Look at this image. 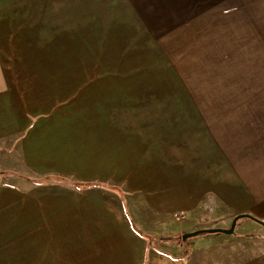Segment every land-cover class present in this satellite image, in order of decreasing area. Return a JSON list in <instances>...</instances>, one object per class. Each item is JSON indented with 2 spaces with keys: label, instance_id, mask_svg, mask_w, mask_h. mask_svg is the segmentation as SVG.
I'll list each match as a JSON object with an SVG mask.
<instances>
[{
  "label": "crops",
  "instance_id": "1",
  "mask_svg": "<svg viewBox=\"0 0 264 264\" xmlns=\"http://www.w3.org/2000/svg\"><path fill=\"white\" fill-rule=\"evenodd\" d=\"M47 4L51 16L33 18ZM19 13L32 20L0 18V177L68 174L75 134H97L99 167L114 171L103 179L149 211L202 216L195 230L248 215L231 233H197L194 264H264V164L228 155L214 119L235 133L227 118L251 114L201 103L264 100L252 81L221 77L264 70V0H0V16ZM115 194L127 218L90 217L83 264H183L148 245ZM243 219L253 224L238 230Z\"/></svg>",
  "mask_w": 264,
  "mask_h": 264
},
{
  "label": "rangeland",
  "instance_id": "2",
  "mask_svg": "<svg viewBox=\"0 0 264 264\" xmlns=\"http://www.w3.org/2000/svg\"><path fill=\"white\" fill-rule=\"evenodd\" d=\"M53 7L55 6L49 4L38 8L35 6L33 18L38 19V13H42L39 16H51L50 11ZM19 14V16H0V18L6 19L5 22L9 24L21 23L19 18L24 17H27L28 22L32 20L30 14ZM81 42L80 36H74L75 45ZM221 71V77L226 75L225 79H232L233 76L234 79L236 77L247 82L252 81L257 92L252 96H264L260 94V92L264 93V85H262L264 70L253 69L251 74H248L249 70ZM201 103L206 108L219 106L221 109H243L251 114L227 118L231 123L235 120L237 126H240L236 127L235 133L227 131L224 123L221 122L223 117L214 119H219L224 126L220 127V135L223 137L222 147L226 153L232 149L231 147H235L236 155L247 156L254 164L258 162L264 164V100H223ZM248 131L250 139H246ZM81 136L82 134H75L74 148L69 149V154L73 152V165H71L73 170L71 169L68 174L27 172L20 173L26 178L0 177V264H83V233L88 231L90 217L96 220L95 223L103 222V227H106L110 217H122L124 220L127 218L122 212L120 198L110 187L124 190L122 199L126 211L128 209L130 220L147 234L151 241L153 240L160 251L170 254L176 260L179 259L183 264H194L193 240L203 234L186 238H183V234L198 229L199 222L206 223L204 218L201 216L202 219L194 220L191 216L179 212L149 211L145 201L137 193L132 191L129 193L126 190L124 182L103 179L113 176L114 171L113 165L106 166L107 174L99 167L100 149L97 134H92L96 139L88 137L87 141H83L84 143ZM224 136H228L227 140H224ZM70 139L72 135L69 133L68 140ZM107 161L109 162L108 159ZM60 177L65 180L56 179ZM94 181L102 183V187L79 189L73 184L75 182L90 184ZM243 220L240 221L241 224L238 223L240 224L239 227L237 226L238 230L242 227L247 228L245 223L253 224L249 219ZM259 227L264 230L263 224H259ZM164 237L166 238L162 239Z\"/></svg>",
  "mask_w": 264,
  "mask_h": 264
},
{
  "label": "trees",
  "instance_id": "3",
  "mask_svg": "<svg viewBox=\"0 0 264 264\" xmlns=\"http://www.w3.org/2000/svg\"><path fill=\"white\" fill-rule=\"evenodd\" d=\"M52 179V178H51ZM56 179H58V180H65V178H62V177H60V178H56ZM74 184V186H76L77 188H79V189H84V188H91V187H102V183H99V182H91L90 184H87V183H85V182H75V183H73ZM110 187V186H109ZM105 188V187H104ZM110 189H112L113 191H117V192H120V190H118V189H116L115 187H110ZM243 216H248V215H237L236 217H235V219L237 220L238 218H240V217H243ZM255 219V218H254ZM256 221H258L259 223H261V224H263L264 225V222L263 221H261V220H257V219H255ZM130 224H131V226H132V228L138 233V234H140L141 236H143V237H145L147 240H148V245L151 243V240L148 238V236H147V234H145V233H143L140 229H138L136 226H135V224L130 220ZM202 232H206V231H202Z\"/></svg>",
  "mask_w": 264,
  "mask_h": 264
},
{
  "label": "water",
  "instance_id": "4",
  "mask_svg": "<svg viewBox=\"0 0 264 264\" xmlns=\"http://www.w3.org/2000/svg\"><path fill=\"white\" fill-rule=\"evenodd\" d=\"M242 215H245V214H242ZM235 217H236V216H235ZM235 217H234V219L232 220L231 225H230V227H229L228 229L214 228V229H206V230H203V229H200V230H194V231H192V232H189V233H185V234H183V238H186V237H189V236H192V235H196L197 233L202 232V231H209V232L224 231V232L231 233V232H233V230H234L235 221H236Z\"/></svg>",
  "mask_w": 264,
  "mask_h": 264
}]
</instances>
